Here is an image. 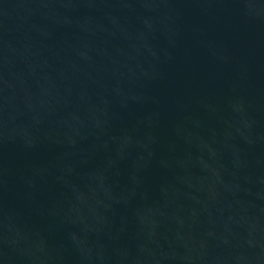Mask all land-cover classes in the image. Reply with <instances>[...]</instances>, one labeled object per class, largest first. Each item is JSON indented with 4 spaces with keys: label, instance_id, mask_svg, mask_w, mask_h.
<instances>
[{
    "label": "water",
    "instance_id": "water-1",
    "mask_svg": "<svg viewBox=\"0 0 264 264\" xmlns=\"http://www.w3.org/2000/svg\"><path fill=\"white\" fill-rule=\"evenodd\" d=\"M0 264H264V0H0Z\"/></svg>",
    "mask_w": 264,
    "mask_h": 264
}]
</instances>
